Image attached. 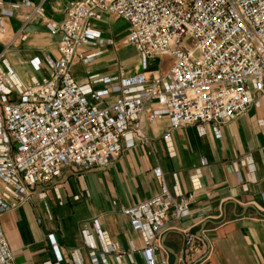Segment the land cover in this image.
I'll list each match as a JSON object with an SVG mask.
<instances>
[{"label": "built area", "instance_id": "built-area-1", "mask_svg": "<svg viewBox=\"0 0 264 264\" xmlns=\"http://www.w3.org/2000/svg\"><path fill=\"white\" fill-rule=\"evenodd\" d=\"M29 5L0 2V33L4 17ZM34 13H41L40 7ZM105 14L129 24L126 40L140 57L141 72L129 74L125 67L110 77L89 72L80 84L73 62L91 64L103 54L106 40L92 22ZM47 27L60 35L59 57L48 63V78L31 77L25 85L0 55V217L28 201L35 186L52 182L65 167L74 172L105 167L121 155L122 140L128 146L145 140L144 115L152 123L169 118L164 141L173 156V129L197 125L203 135L206 123L220 136L222 125L255 103L254 92L264 96V0H75L62 22ZM82 46L98 49L84 54ZM157 57L171 58L172 66L149 79V61ZM31 64L40 70L38 58ZM153 172L161 181L160 193L121 208L143 236L141 253L147 264H158L167 220L188 216L193 198L178 183L169 188L160 167ZM97 233L104 257L115 247L105 232L97 228ZM48 237L59 262L54 235ZM83 237L93 256L94 240L86 231ZM127 255L131 258V252ZM0 264H15L1 221Z\"/></svg>", "mask_w": 264, "mask_h": 264}, {"label": "crops", "instance_id": "crops-1", "mask_svg": "<svg viewBox=\"0 0 264 264\" xmlns=\"http://www.w3.org/2000/svg\"><path fill=\"white\" fill-rule=\"evenodd\" d=\"M25 1L30 5L3 18L0 55L19 80L28 85L31 77L50 76L48 63L59 57L60 35H52L47 25L62 22L75 0H0L4 6ZM36 7L41 13H34ZM30 14L32 17L26 21ZM106 19L121 18L105 14L101 20L93 21L102 36L113 31L104 32L96 26V22ZM123 21L117 36L128 34L129 24ZM103 38V54L93 62L103 58L106 46L113 44L108 43L112 36ZM97 49L82 46L79 52L88 54ZM33 58L40 60L38 71L31 64ZM163 58L168 59V65L161 72L147 69V78L170 70L171 58ZM77 64L85 63L75 59L73 65ZM0 68L4 70L2 58ZM137 70L135 74L141 72L140 61ZM89 72L77 76L72 69L80 84L86 82ZM118 72L93 74L110 77ZM254 98L255 103L244 114L220 127V136L206 123L203 135L197 125L173 129V156L164 141L170 129L169 118L152 123L144 115L141 127L146 139L135 141L133 146L122 140L121 155L109 165L84 172L65 167L52 182L35 186L28 201L0 217L14 263L147 264L141 253L143 236L121 208L160 193L161 181L153 172L160 167L169 188L178 183L193 198L188 216L167 220L161 235L162 249L157 252L158 264H264V96L254 92ZM97 228L115 247L104 257ZM84 231L96 244L93 256ZM51 234L62 257L59 262L48 237ZM130 252L131 258L127 255ZM118 254H123L121 261L117 260Z\"/></svg>", "mask_w": 264, "mask_h": 264}, {"label": "rangeland", "instance_id": "rangeland-1", "mask_svg": "<svg viewBox=\"0 0 264 264\" xmlns=\"http://www.w3.org/2000/svg\"><path fill=\"white\" fill-rule=\"evenodd\" d=\"M124 25L123 19L111 21L104 20L96 22V26L102 29L104 32L109 34H104V37L112 36L113 44L112 46H106V55L99 59L98 62H93L91 64H77L73 65V72L77 76H85L88 71L92 73L104 74L108 72H116L119 70L120 65H124L127 71L131 74L138 72L137 67L140 61V57L134 46L130 45L126 40L125 33H120L121 27ZM185 43L190 45L189 39L185 40ZM110 54L111 56H107ZM168 65V59L163 57H157L149 61L148 71L159 70L160 72Z\"/></svg>", "mask_w": 264, "mask_h": 264}]
</instances>
